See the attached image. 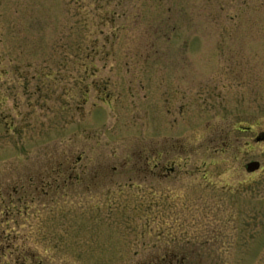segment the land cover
<instances>
[{
  "label": "rangeland",
  "instance_id": "374dc122",
  "mask_svg": "<svg viewBox=\"0 0 264 264\" xmlns=\"http://www.w3.org/2000/svg\"><path fill=\"white\" fill-rule=\"evenodd\" d=\"M262 132L264 0H0L2 264H264Z\"/></svg>",
  "mask_w": 264,
  "mask_h": 264
},
{
  "label": "trees",
  "instance_id": "16d2710c",
  "mask_svg": "<svg viewBox=\"0 0 264 264\" xmlns=\"http://www.w3.org/2000/svg\"><path fill=\"white\" fill-rule=\"evenodd\" d=\"M5 246L2 244L0 245V253H1V258H5L6 255H11L13 253V251L11 250V245H7L6 247L8 249H10V251L8 252V254L6 252H4V248ZM19 256L16 257L15 261L13 264H40V263H36L35 261H31L28 262V260L26 261L27 257L23 256L20 254H18ZM176 257V254H171V252L169 253H165L163 255H161V258L157 256H150L149 259H146L142 262H139L138 264H173V260ZM0 264H2V260H0Z\"/></svg>",
  "mask_w": 264,
  "mask_h": 264
},
{
  "label": "water",
  "instance_id": "95a60500",
  "mask_svg": "<svg viewBox=\"0 0 264 264\" xmlns=\"http://www.w3.org/2000/svg\"><path fill=\"white\" fill-rule=\"evenodd\" d=\"M264 140V132H262L260 135L257 136L256 141ZM259 163L258 161H250L245 165V168L247 171L252 172L256 169H258Z\"/></svg>",
  "mask_w": 264,
  "mask_h": 264
},
{
  "label": "flooded vegetation",
  "instance_id": "af4514ba",
  "mask_svg": "<svg viewBox=\"0 0 264 264\" xmlns=\"http://www.w3.org/2000/svg\"><path fill=\"white\" fill-rule=\"evenodd\" d=\"M252 173V172H251Z\"/></svg>",
  "mask_w": 264,
  "mask_h": 264
}]
</instances>
